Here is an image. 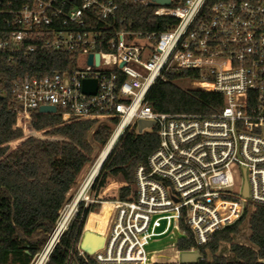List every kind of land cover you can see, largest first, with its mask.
<instances>
[{
  "label": "built area",
  "instance_id": "obj_1",
  "mask_svg": "<svg viewBox=\"0 0 264 264\" xmlns=\"http://www.w3.org/2000/svg\"><path fill=\"white\" fill-rule=\"evenodd\" d=\"M143 19L158 28H135ZM46 50L73 54L75 66L15 75L6 90L0 84V97L8 93L15 103V126L25 131L20 121L26 118L29 136H37L31 116L51 105L62 124L105 122L108 142L114 138L94 174L59 208L28 264H48L74 221L64 264H76L75 258L86 264H182L177 256L163 260L175 231L177 255L198 251L251 209L264 214V0H0V71H7L3 62ZM177 71L196 72L197 78L181 80L208 84L192 87L220 93L222 109L208 115L153 109L148 90ZM85 79L95 80L94 93L83 91ZM139 119L153 121L158 144L139 164L131 148L133 189L102 196L105 180L95 185L102 163ZM250 230L234 244L257 251ZM188 231L196 246L180 250ZM85 232L101 236L103 246L83 249Z\"/></svg>",
  "mask_w": 264,
  "mask_h": 264
},
{
  "label": "trees",
  "instance_id": "obj_2",
  "mask_svg": "<svg viewBox=\"0 0 264 264\" xmlns=\"http://www.w3.org/2000/svg\"><path fill=\"white\" fill-rule=\"evenodd\" d=\"M143 20L135 28H158L154 23ZM74 66V55L65 51L31 53L16 58L13 63L3 62L2 67L7 71H0V84L6 90L9 80L15 75L45 74L51 68L66 69ZM186 77L197 78L198 75L194 71H177L167 73L164 79H158L146 96L153 109L159 112L202 115L214 114L222 109L223 97L220 93L194 87L184 88L176 83V80ZM96 122L85 119L62 124L58 110L34 112L31 116L32 127L35 130H44L54 138L28 136L14 150L6 153V142L21 137L23 131L15 126L16 111L12 98L8 93L0 97V264H6L8 258L15 264H28L32 255L42 246L54 225L59 208L69 198V190L76 184L78 174L90 160L93 144L104 145L111 133L109 124ZM20 124L29 132L30 125L26 118H21ZM122 136L124 139L117 162L116 155L111 152L102 163L99 180L95 184L104 182L106 170L110 168V175L119 176L121 179V184L114 192L117 196H124L127 189H133L129 175L131 148L137 156L135 164H139L146 162L148 154L158 144L154 127L138 132L134 124ZM113 181L109 177L102 188L107 190ZM239 222L237 220L217 231L212 240L202 246L195 245L193 236L188 231L187 236L178 241V249L187 250L196 246L202 258L182 264H264V214L258 215L257 210L251 213L249 226L251 225L254 232V240L259 243V250L254 251L235 244L228 257L214 259L218 242L230 241ZM181 227L186 229L183 223ZM241 228L243 233L246 224ZM76 230L77 223L74 221L55 246L48 264H64L67 252L73 245ZM208 246L213 260L204 257L205 248ZM74 260L76 264H86L80 258Z\"/></svg>",
  "mask_w": 264,
  "mask_h": 264
},
{
  "label": "rangeland",
  "instance_id": "obj_3",
  "mask_svg": "<svg viewBox=\"0 0 264 264\" xmlns=\"http://www.w3.org/2000/svg\"><path fill=\"white\" fill-rule=\"evenodd\" d=\"M176 83L182 87H192L190 86V83L187 81V80H176ZM96 123H99V122H96ZM111 129V127H110ZM30 134L26 131H23V134L21 137H18V138H15V139H12L8 142H6V145L8 146V150L6 151V153H9L11 152L12 150H14L20 143L23 139H25L27 136H29ZM36 137H41V138H54V136L52 135H49V134H46L44 132V130H36ZM110 137V135H109ZM109 137L106 141V143L102 146H99V145H95L93 144L94 146V149H93V152H92V155L90 157V160L83 166V168L81 169L80 173L78 174L77 176V180H76V184L69 190L68 192V195L71 196L80 186V183L84 180V178L86 177V175H88L90 173V171L92 170V167L93 165L95 164V161L100 153V151L102 150V148L107 144L108 140H109ZM124 138V137H123ZM123 138L120 139L119 143L117 144V146L115 147V150H112V153L111 154H114L116 155V162H117V159H118V156H119V153H120V147L122 144V141H123ZM108 172V173H107ZM106 172V175H105V182H107V180L109 179V177H112L114 179V181L112 182L111 186L107 189V190H104L103 188H101L100 192L102 194V196H106V195H110V194H114L115 192V188L117 186H119L121 184V179L120 177H113L110 175V172L109 170H107ZM238 181H240V179L242 180V175L241 176H238ZM98 189H95L94 193L96 194ZM104 190V191H103ZM93 190L91 189L89 193H91ZM248 217V215L241 219V221L238 223L237 225V228L234 232H237L239 230V228L241 227L242 223L244 222V220ZM251 226V225H250ZM250 226L247 225L245 231L243 233L240 232L239 236L237 237V239L235 241H238V240H242V239H247L248 237H250L251 235V230H250ZM178 231H175L174 232V236H173V239L172 241L169 243V246L165 247L162 254L164 256L163 260L164 261H169V260H174L175 259V245H174V241H175V237L178 235ZM242 234V235H241ZM91 238V244L88 246V247H95L97 246L98 244H102V241H103V238L102 239H96L95 237H92V236H89V239ZM213 238V237H212ZM99 241L96 245H94L95 241ZM212 240V239H211ZM226 242L227 245H226ZM221 241V243L219 244V246L217 247L216 251L214 252V259H217V258H226L230 255V249L231 247H233L234 242H230V241ZM159 246L158 244L156 245H151L150 247L154 248V247H157ZM209 246L205 248V255L204 257L207 259V260H213L211 259L212 258V254L211 252L209 251ZM6 264H15V262L11 259V258H8L7 260V263ZM70 264H74V262H71Z\"/></svg>",
  "mask_w": 264,
  "mask_h": 264
},
{
  "label": "water",
  "instance_id": "obj_4",
  "mask_svg": "<svg viewBox=\"0 0 264 264\" xmlns=\"http://www.w3.org/2000/svg\"><path fill=\"white\" fill-rule=\"evenodd\" d=\"M156 2H159L161 4H167L169 2V0H154ZM96 59L98 60V54L95 55ZM83 91L87 92V93H94L95 92V80L94 79H85L83 81ZM39 111L41 112H53L55 111V107L51 106V105H47V106H41L39 108ZM153 125V121L151 120H143V119H139L136 122V128L138 132H141L144 128H151ZM242 193L243 195H247V185L244 182L243 184V188H242ZM89 236L95 237L97 239H102L101 236L91 233V232H85L83 234V238L80 242V246L83 249H86V247H88L91 243V238L89 239ZM99 241H95L94 245H96ZM87 250V249H86ZM201 258V255L199 253V251L194 250V251H179L177 253V260L181 263H190V262H194L197 261L198 259Z\"/></svg>",
  "mask_w": 264,
  "mask_h": 264
},
{
  "label": "bare ground",
  "instance_id": "obj_5",
  "mask_svg": "<svg viewBox=\"0 0 264 264\" xmlns=\"http://www.w3.org/2000/svg\"><path fill=\"white\" fill-rule=\"evenodd\" d=\"M189 83H190V86H195V87H202V86H208V84L206 83H203V82H198V81H193V80H187ZM114 136L112 137L111 141H109L103 148L102 150L100 151L99 155H98V158L93 166V169L91 171V174H94V172L96 171L98 165L100 164V161L102 160V158L105 156V154L107 153L109 147H110V144L112 143V140H113ZM254 211V209H251L250 212H249V215L248 217L244 220V222L242 223L243 224H246V227L247 225L249 226V217L251 215V213ZM241 225V226H242ZM240 232L242 233V228L240 227L239 230L235 233H232L231 234V240L230 242H234L237 237L239 236ZM242 235V234H241ZM236 238V239H235ZM97 239V238H96ZM103 242H104V239L102 241V244H98L97 246L95 247H86V249L89 251V252H93L95 249L103 246ZM221 243V241L218 242V245L217 247L219 246V244ZM177 256V255H176Z\"/></svg>",
  "mask_w": 264,
  "mask_h": 264
}]
</instances>
